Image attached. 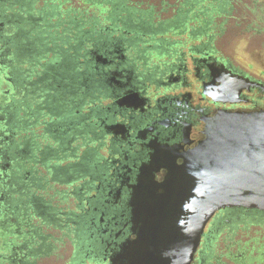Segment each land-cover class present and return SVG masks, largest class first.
Wrapping results in <instances>:
<instances>
[{
  "label": "flooded vegetation",
  "instance_id": "1",
  "mask_svg": "<svg viewBox=\"0 0 264 264\" xmlns=\"http://www.w3.org/2000/svg\"><path fill=\"white\" fill-rule=\"evenodd\" d=\"M262 111L264 0H0V264H182L164 183ZM186 264H264V211L217 210Z\"/></svg>",
  "mask_w": 264,
  "mask_h": 264
},
{
  "label": "water",
  "instance_id": "2",
  "mask_svg": "<svg viewBox=\"0 0 264 264\" xmlns=\"http://www.w3.org/2000/svg\"><path fill=\"white\" fill-rule=\"evenodd\" d=\"M209 139L166 180L157 208L158 250L180 247L186 264L207 220L219 209L264 211V111L224 114ZM162 254L159 258H162Z\"/></svg>",
  "mask_w": 264,
  "mask_h": 264
},
{
  "label": "trees",
  "instance_id": "3",
  "mask_svg": "<svg viewBox=\"0 0 264 264\" xmlns=\"http://www.w3.org/2000/svg\"><path fill=\"white\" fill-rule=\"evenodd\" d=\"M90 1L95 2L96 0H85L86 4H87L88 2H90ZM94 4H95V3H94ZM91 7H92V6H89L87 10H89V8H91Z\"/></svg>",
  "mask_w": 264,
  "mask_h": 264
},
{
  "label": "rangeland",
  "instance_id": "4",
  "mask_svg": "<svg viewBox=\"0 0 264 264\" xmlns=\"http://www.w3.org/2000/svg\"><path fill=\"white\" fill-rule=\"evenodd\" d=\"M69 2V1H68ZM71 2V1H70Z\"/></svg>",
  "mask_w": 264,
  "mask_h": 264
}]
</instances>
